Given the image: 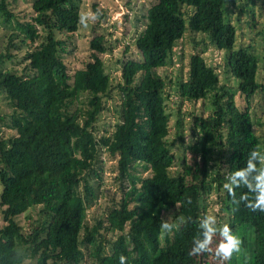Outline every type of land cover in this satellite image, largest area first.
<instances>
[{"label": "trees", "instance_id": "trees-1", "mask_svg": "<svg viewBox=\"0 0 264 264\" xmlns=\"http://www.w3.org/2000/svg\"><path fill=\"white\" fill-rule=\"evenodd\" d=\"M15 2L0 0V31L8 27L10 32L0 66L15 57L13 48L21 47H26L27 65L23 72L0 67V94L12 108L0 113V264L28 259L35 264H120L121 255L127 264L204 263L210 252L189 253L207 214L202 196L214 189L229 214L227 223L243 241L244 258L251 253L254 264H264V212L234 203L223 187L231 172L246 166L251 150L262 151L254 129L261 122L251 111L253 96L264 92L258 78L262 57L256 41L238 44L227 10L232 3L243 12L257 0H148L144 27L135 37L137 56L115 62L121 63L120 77L105 60L111 49L105 35L91 39L84 67H69L68 43L80 27L78 0H29L25 19L18 17ZM96 11L99 24L106 13ZM188 31L203 35L192 38L203 48L189 56L187 77L179 76L174 86L180 106L209 98L212 111L194 115L188 144L181 110L176 111L174 135L183 151L174 171L176 138H170L167 106V84L174 81H167L161 69L171 63L175 46ZM210 46L225 51L226 73L239 81L247 107L238 106L237 93L207 62L204 52ZM109 111L113 119L103 121ZM100 155L115 161L112 170L122 195L107 214L91 222L94 191L88 175L102 179L96 167ZM212 158L219 161L214 173ZM139 168L147 175L136 173ZM235 192L239 200L247 189ZM34 207L39 219L26 232L17 217ZM171 210L176 214L170 222L179 216L191 221L165 233L160 225ZM250 230L255 234L253 252L246 250ZM239 261L237 253L229 262Z\"/></svg>", "mask_w": 264, "mask_h": 264}, {"label": "rangeland", "instance_id": "rangeland-1", "mask_svg": "<svg viewBox=\"0 0 264 264\" xmlns=\"http://www.w3.org/2000/svg\"><path fill=\"white\" fill-rule=\"evenodd\" d=\"M81 12L91 11L97 13L96 9L101 13H106L105 18L101 20L98 24L96 20H89L87 26L81 25L77 31L75 37L70 40L68 45L71 47L70 53L67 55V59L70 62L69 67L71 70H75L80 67H84L85 61L88 60L91 53L90 41L94 36L105 35L109 47L111 49L105 55V60L112 64L113 75L120 77L121 75V63L115 64V62L120 59L123 60L128 57H136L135 49V37L142 30L145 23V14L148 8V0H78ZM264 5L263 0H257L256 4H251L248 2L244 6V11L240 12L239 6L228 3L227 10L230 20L237 27L238 33V44L244 43L248 44L251 41H256L257 52L262 57V62L259 69L258 78L264 81V36L261 34V30L264 29V9L261 7ZM15 11H17L18 17L20 19H25L24 17L30 14L31 8L29 6V0H16L13 5ZM96 8V9H95ZM253 9V10H252ZM9 28L5 27L0 31V51H4L8 44L9 39ZM203 35L199 33L187 32L185 37L180 40L174 48L171 63L161 69V71H166L168 76L167 81L173 79L174 84L171 86L167 84V90L169 91V100L167 102L168 111L172 114L170 118V138L174 139L176 136L175 125L177 117L175 116L176 111L181 110L184 119L185 128V144L191 141V127L193 125V117L195 114L202 113L207 116L211 113V107L209 104L211 100L209 98L204 101H198L192 103L185 101L181 106V100L177 92V87L175 88V83L178 82V77L180 79H186L188 74V61L189 56L197 51H201L203 44H195L192 38L200 40ZM18 46L21 45L20 38L16 39ZM126 45H130L129 50L126 49ZM12 53L15 54L13 59H6L2 66L3 69H15L16 71L23 72L27 62L25 61L26 47L13 48ZM204 56L209 64L216 67L222 83H226L234 92L237 93L236 99L238 106L242 109L248 106L245 96H241L238 91L239 81L237 78L231 74L226 73L225 64V51L220 50L214 46H210L205 52ZM171 93V94H170ZM116 100L119 102V96H116ZM112 104V103H111ZM109 104V105H111ZM11 103L4 94H0V113H10ZM251 111L254 119H260L261 125L256 124L254 129L258 135L261 137V149L264 152V92L257 93L251 99ZM192 113V114H191ZM112 111L103 114V121L113 119ZM172 151L174 152L176 159L173 170L179 169L180 158L182 154L183 146L181 142L176 138L175 144L173 145ZM191 155L188 154L190 159ZM213 173L216 172L219 161H210ZM115 165V161L106 155H100L97 161V169L101 174L102 179L93 175V173L88 175L90 184L94 191V196L91 198V206L88 209V218L92 222L94 216H102L107 214L108 209L114 206V203L120 199L122 195V190L120 183L114 178L116 172L112 170ZM101 168L104 169L101 172ZM136 173L147 175V172L139 168ZM2 191V185L0 183V192ZM202 203L206 209L207 215H215L217 217L218 225H223L227 223L229 214L226 210L221 209V203L218 201V190L214 189L209 195L202 196ZM39 208L34 207L30 209L27 213H24L17 217V221L22 225L24 231H32L37 220L39 219ZM176 214V210H171L167 214L169 220ZM177 223V219L174 221ZM247 244L246 250L251 252L255 249V234L253 230L247 232ZM250 239V240H249ZM219 237H214V243L212 245L213 251L210 252L208 259L204 263L200 264H220L218 259L214 255V249ZM100 242V238L97 241V245ZM110 245L105 246V253L109 252ZM94 251L97 249L95 247ZM244 249L239 253L240 264H254L253 255L251 253L247 258H244ZM87 260L89 262H96L95 259H90L91 257L87 255ZM19 264H35L33 259H28ZM227 264H230L228 261Z\"/></svg>", "mask_w": 264, "mask_h": 264}, {"label": "clouds", "instance_id": "clouds-1", "mask_svg": "<svg viewBox=\"0 0 264 264\" xmlns=\"http://www.w3.org/2000/svg\"><path fill=\"white\" fill-rule=\"evenodd\" d=\"M98 14L91 11L81 12L79 14V23L87 26L89 20H96ZM259 165V166H258ZM227 182L223 185L228 195L233 198L234 203H243L246 208L252 212H264V152L259 147L254 148L248 154L246 166L241 167L227 176ZM246 188L247 192L240 195L236 200L237 188ZM188 203H191L190 198ZM191 221V217L185 218L179 216L177 223L162 219L161 230L170 233L174 229H178L181 225ZM202 230L199 237L193 239V247L189 255H199L202 253L212 252L214 237H219L214 249V255L220 262L230 261L234 254L242 251V239L233 232L232 227L228 223L222 226L218 225L215 215H205L199 223ZM120 264H127V258L123 255L120 257Z\"/></svg>", "mask_w": 264, "mask_h": 264}]
</instances>
